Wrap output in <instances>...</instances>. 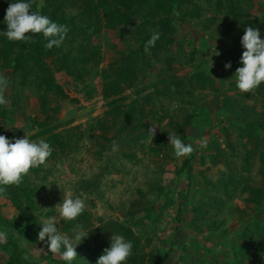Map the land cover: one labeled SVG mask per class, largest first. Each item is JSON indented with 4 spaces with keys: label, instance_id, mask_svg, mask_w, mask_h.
I'll use <instances>...</instances> for the list:
<instances>
[{
    "label": "rangeland",
    "instance_id": "obj_1",
    "mask_svg": "<svg viewBox=\"0 0 264 264\" xmlns=\"http://www.w3.org/2000/svg\"><path fill=\"white\" fill-rule=\"evenodd\" d=\"M7 7V0H0V21ZM37 7L69 31L56 52L44 58L45 74L29 50L20 62L17 48L11 56L1 54L0 78L9 83L0 134L48 141L49 134L41 132L52 126L70 147L61 152L55 146L45 164L23 177L19 186L34 187V204L14 185L8 192H19L23 208L0 190V213L9 220L0 217V231L8 233L0 241V264L9 263L11 239L19 264H61L60 254L37 239L38 222L49 216H56V226L68 235L77 223L88 225L82 241L91 247L117 234L115 228L101 233L105 222L126 224L141 237L142 253L159 254V264H264V235L255 234L264 233V196L260 203L250 202V190L244 188L249 183L264 190V82L242 92L234 77L244 28L257 27L264 38V0H183L171 16L174 41L145 47L137 61L128 56L139 46L131 27L111 26L112 15L98 0H38ZM155 7L146 5L144 19L148 14L157 28L166 14ZM193 10L195 16L187 17ZM124 64L133 65L132 85L114 75ZM59 85L63 92L51 89ZM46 92L49 109L43 112L40 94ZM115 103L145 112L147 126L140 138H128L132 144L114 139ZM187 117L184 142L193 151L177 157L168 134L177 132L182 139ZM106 119L112 126L107 135ZM149 129L155 130L153 136ZM64 195L85 202L75 220L58 215ZM133 202H141L135 212ZM77 247L84 253V244Z\"/></svg>",
    "mask_w": 264,
    "mask_h": 264
},
{
    "label": "clouds",
    "instance_id": "obj_2",
    "mask_svg": "<svg viewBox=\"0 0 264 264\" xmlns=\"http://www.w3.org/2000/svg\"><path fill=\"white\" fill-rule=\"evenodd\" d=\"M7 3L4 19L0 21L6 25V29L0 30V37L9 41L29 42L32 39L29 34H41L47 49L59 47L63 43L69 31L66 24L53 21L38 11H32V0H7ZM158 36L159 33H153L146 42V47L153 45ZM240 44L244 51L239 61L241 66L235 69L234 77L236 87L242 92H248L264 82V38H261L260 29L246 26ZM224 66L226 69L232 67L231 62ZM8 83L7 79L0 78V107L8 103L4 96ZM154 131L148 130L151 136ZM168 137L175 156H185L193 151L192 145L186 144L177 132L168 134ZM115 146L114 143L113 147ZM52 152V146L44 138L33 141L27 134L23 138H8L0 134V190L5 186L19 185L30 169L45 164ZM58 204V215L68 221L75 220L85 210V202L79 196L64 195ZM38 223L40 230L37 239L45 242L48 251L59 253L66 264H72L78 256L77 245L88 236L89 231H86L83 225L76 224L71 230V235L61 233L56 226V216H49L46 222ZM7 236V232L0 231V241L6 240ZM132 250V241L122 235L113 234L110 246L104 249L96 264H127Z\"/></svg>",
    "mask_w": 264,
    "mask_h": 264
},
{
    "label": "trees",
    "instance_id": "obj_3",
    "mask_svg": "<svg viewBox=\"0 0 264 264\" xmlns=\"http://www.w3.org/2000/svg\"><path fill=\"white\" fill-rule=\"evenodd\" d=\"M37 1L35 4H32V11H38L37 7ZM100 5L103 6L108 13L112 15L111 20V26H130L132 31L130 34L133 35V38L135 41L139 44L138 47H131L132 49L128 56L132 57L135 61L139 60L140 58H143V54L146 47V42L151 38L153 33H159L158 39L153 44L154 46L159 47L161 45V42L163 40H166L168 38L169 41L173 42V32L176 30V28L171 24L172 22V14H174L175 10H178L181 8L183 0H113L117 4L114 6L109 5L111 0H98ZM147 6H156L155 8L158 10L163 11L166 16L162 17L159 21L160 26L155 28L154 22L147 18L144 19L145 16V7ZM39 12V11H38ZM149 13L151 11H148ZM156 12V11H152ZM194 10L191 12L186 13L187 17H194ZM153 24V25H152ZM169 32L171 33V37H166ZM32 35V39L29 42L24 41H9L4 37H1V47H0V56H11L14 52V49L17 48V61L20 62L23 61L25 58L26 51L31 52V60L35 63L37 69L45 74L48 68L45 66L44 58L47 57L51 52H56L57 47H53L52 49H47L44 46V42L41 39V34H30ZM170 38V39H169ZM150 46V45H148ZM72 58V57H71ZM139 58V59H137ZM2 59V58H1ZM70 57L67 56L65 60H69ZM128 59V57H126ZM0 67H5V63H2L0 60ZM132 64H124L120 66L118 70L114 71V75L118 77L120 80L126 81L128 84H134V80L136 75L132 73ZM75 70V68H73ZM71 69V71H73ZM75 72V71H73ZM1 76V72H0ZM25 76H27V71H25ZM27 78V77H26ZM24 78V81L26 80ZM52 78L51 75H47L46 79ZM118 80V79H117ZM119 81V80H118ZM129 81V82H128ZM51 88L52 90H60V92H63L62 87L59 85L58 87L53 86ZM42 92V91H41ZM41 108L43 112H47L49 109L48 101H49V94L41 93ZM116 105V113L114 114V117L112 118V125L116 128V132L114 134L115 141H118L120 144H132V142L128 141V138H133L136 140L137 138H140L143 135V128L147 126V123L144 121L145 112L142 108H137V106L129 105L128 107L125 106V108L120 107L118 103H115ZM0 114H4L3 110H1ZM192 117V116H191ZM191 117H187L184 120L182 129H181V137L182 140L185 141L187 134L185 131L186 126L191 122ZM102 127L104 128V134L107 135L110 128L112 126L109 124L108 119H106ZM137 132L139 134L137 135ZM49 134L48 141L50 142V145L54 149L55 146L59 148L61 152H65L66 148H69L70 146H67V142L61 138L60 133L55 132L54 128L52 126H46L44 129H42L41 134ZM103 148L106 147L103 143ZM55 153V151H53ZM186 164L189 163V160L187 159L185 161ZM183 168V167H182ZM182 171V170H181ZM23 186V185H22ZM16 189L20 190L21 193L25 194L31 203L34 204L32 200V194L35 193L34 187H20L19 185H14ZM245 190H250V196L249 201L254 203H260L264 196V190L260 187H254L250 185L249 183L244 186ZM11 189L12 191L8 192V187L5 186L2 191L3 194H6L8 198L12 201V203L18 207L23 208L22 201L20 197L18 196L19 192L17 190ZM139 192L144 195V192L142 190H139ZM141 202H133L132 206L134 209V212L137 211L140 208ZM89 213H85V215H88ZM0 217L3 221L9 222V220L4 217L0 213ZM14 222V221H13ZM17 228H20L25 231V226H22L20 224H17L14 222ZM72 222H69L67 227L71 228ZM81 224V223H77ZM82 225V224H81ZM85 226V225H83ZM88 227V225H87ZM85 226V228H87ZM68 228V229H69ZM112 228H115L117 231V234L124 236L127 240H130L133 242V250L132 255L128 258L127 264H145L147 259H150V261L153 262V264H159L161 263L159 261V254L155 252H150L149 255H146L145 253L141 252V237L137 235V233L132 229V227L123 224L118 221H109L105 222L102 226L99 227V231L101 233L110 232ZM255 234H258L260 236H263V230L259 229L258 232ZM84 244V253L89 254V258H85L84 253H80L79 248L76 247V252L78 256L72 261V264H96L97 259L103 254L104 249L110 246V241L106 240H100L98 244H96L94 247L88 246L87 243L81 242ZM10 246L13 248V251L10 255V260L8 264H19L16 261V256L18 255V251L14 249L17 248L15 240L11 239ZM61 264H66L64 260H61ZM262 264V263H260Z\"/></svg>",
    "mask_w": 264,
    "mask_h": 264
}]
</instances>
